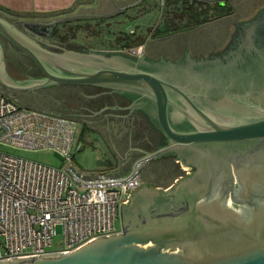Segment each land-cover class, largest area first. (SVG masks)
I'll list each match as a JSON object with an SVG mask.
<instances>
[{"label": "water", "instance_id": "95a60500", "mask_svg": "<svg viewBox=\"0 0 264 264\" xmlns=\"http://www.w3.org/2000/svg\"><path fill=\"white\" fill-rule=\"evenodd\" d=\"M141 1L106 15L51 23L108 18ZM212 1L222 2L206 3ZM231 1L234 5L240 0ZM241 5L233 7L231 22L239 18ZM23 22L0 17V36L42 77L10 76L0 46V93L25 107L20 95L31 96L49 85L108 89L129 99V108L147 109L166 139L165 146L133 163L128 174H121L120 164L107 179L93 176L90 181V176L79 179L68 167L65 171L74 183L105 187L127 182L145 162L169 153L196 170L180 179L174 190L145 186L132 195L141 180L120 201L121 228L115 234L92 238L70 252L10 258L0 264H264V22L261 30L241 33L222 58L186 56L189 62L176 64L123 55L127 52L53 53L19 30ZM233 30L220 19L203 32H192L187 40L195 54L217 53L231 40ZM160 41L148 40L145 48L155 44V52L169 51L170 41Z\"/></svg>", "mask_w": 264, "mask_h": 264}, {"label": "built area", "instance_id": "2783aa9c", "mask_svg": "<svg viewBox=\"0 0 264 264\" xmlns=\"http://www.w3.org/2000/svg\"><path fill=\"white\" fill-rule=\"evenodd\" d=\"M142 50L140 46L138 54ZM126 52L134 54L135 50ZM77 131L74 120L25 109L0 93L1 144L48 149L79 179H107L109 174L83 173L74 167L71 148ZM141 180L138 170L127 182L79 187L65 170L0 152V261L70 252L92 238L119 232L120 201Z\"/></svg>", "mask_w": 264, "mask_h": 264}, {"label": "flooded vegetation", "instance_id": "af4514ba", "mask_svg": "<svg viewBox=\"0 0 264 264\" xmlns=\"http://www.w3.org/2000/svg\"><path fill=\"white\" fill-rule=\"evenodd\" d=\"M193 1L206 3L208 0ZM213 3H222L228 6L229 12L219 18V20L224 19L234 29L231 40L226 43L225 47L222 46L219 52L207 55L202 52L195 54V49H192L190 41L187 40L192 35V32L196 31L197 33L199 30L203 32L208 29V25L212 21L218 19L213 20L210 17L206 23L190 29L189 27L178 28L176 31L169 33L172 35H164L161 40L170 41L167 43L170 46L169 51L155 52L153 50L155 44H153L151 47L147 46L143 49L139 55L130 53H123V55L160 64L189 62L186 56L196 60L217 56L222 58L229 47L234 46L238 42L241 33L247 31L248 28L252 29V31L261 30L259 25L264 22V0L250 1L245 7L244 15L240 16L239 19H232V22L231 17L235 14V11H231L233 1L224 0ZM18 28L27 37L53 53L62 54L65 51L82 53L88 49L81 45L61 42L60 37L56 34L55 27L50 23L40 25L23 23L18 24ZM162 41L160 42L162 43ZM0 46L3 49L5 66L8 68L10 76L15 75L16 78L30 80L42 77L34 64L9 45L1 36ZM197 48H201L199 43ZM6 67L5 69H7ZM36 90L31 96H26L27 98L20 95V102L24 104L25 109L74 121L77 120L81 123L82 120L88 121L90 130L98 134L101 140L104 141L110 157L115 162V167L111 170L112 174L119 171L117 170L119 164L123 165L121 174H128L133 163L166 145L165 137L153 125L147 109L143 107L129 108L132 102L117 92L90 86L56 85H49ZM9 92L12 93V91ZM17 96L19 95L17 94ZM186 167L189 169H186ZM195 170L196 168L191 164L187 163L184 165L171 153L156 156L145 162L139 169L142 183L132 195L141 191L145 186L153 187L163 192L174 190L180 179L186 178L194 173Z\"/></svg>", "mask_w": 264, "mask_h": 264}, {"label": "rangeland", "instance_id": "374dc122", "mask_svg": "<svg viewBox=\"0 0 264 264\" xmlns=\"http://www.w3.org/2000/svg\"><path fill=\"white\" fill-rule=\"evenodd\" d=\"M168 1L169 0H156L154 3L147 6V9L150 8V10L155 8V12L152 10L151 15L135 19L133 22L130 21L133 27H135L136 24L139 27L145 24L152 27L144 34L137 35L139 32L135 30L136 34L132 37L131 35H128V26L126 27L125 25L123 26V30L114 31L109 25L100 29L95 26H87L85 24L82 28L77 27L70 29L69 27H66L62 38L64 40L70 39L77 41L92 51L109 50L110 52H126V50H135L134 55H139L137 49L140 46L144 49L148 40L162 39L164 36L161 35L169 34L176 31L178 28H193L194 26L208 22V18L210 17H213V20L217 18V20H219V18L225 16L229 12L228 6L223 5L222 3H213L221 1H212L210 3L193 0H170V3ZM250 1L254 0H240L233 5V7L239 6L242 3L240 10L237 12L239 18L244 15V11L246 10L245 7ZM260 5L262 6V4ZM231 11L235 10L232 8ZM206 18L207 20H205ZM120 24L121 23L118 22L117 25ZM164 29L167 31H163ZM120 32L125 35H121ZM132 39L143 40L145 43L140 46H135V44L139 43V41L135 40L133 45L131 42ZM126 42H130L132 47H125L127 49L121 48V44ZM78 128L79 129L75 134L74 142L71 148V156L74 167L79 172L83 173L111 174V170L115 167V162L110 157L104 141L101 140L100 136L95 132L89 129H82L80 124H78ZM81 129L83 130L82 133ZM77 146L80 148L77 149ZM0 152L12 154L25 160L42 164L57 170H65L66 166L63 161L56 158L54 153L48 149L28 150L12 148L8 145L0 143ZM116 227L118 230L121 228L119 220L116 221ZM58 232H60L59 229Z\"/></svg>", "mask_w": 264, "mask_h": 264}, {"label": "crops", "instance_id": "0c3cea01", "mask_svg": "<svg viewBox=\"0 0 264 264\" xmlns=\"http://www.w3.org/2000/svg\"><path fill=\"white\" fill-rule=\"evenodd\" d=\"M134 1L136 0H0V17L13 23H16L18 21H24L23 23L25 22L31 23V24L26 23L28 25H33L34 23L46 24L62 18H69L79 15H106L108 13L114 12L116 9L129 5ZM155 1L156 0H142L139 5L126 8L124 9V12H117L116 14L108 18H75V19L64 20L51 24L55 27L56 34L58 35V37H60V40L63 43L74 41L70 39L64 40L62 38L64 36L66 27H69L70 29L77 27L82 28L84 27L85 24L87 26L92 25L100 29H102V27L109 25L111 28H113L114 31L123 30L124 29L123 26L125 25L126 27L128 26L127 29L129 33L128 35H131L133 37V35L136 34L135 30L139 32L137 35H141L147 32L148 29L152 28L147 24L140 26L141 28L137 24L135 27H133L131 25V22H133V20L135 19H139L151 15L152 10L153 12H155V8L151 10L150 8L147 9V6H149L151 3H154ZM168 2L170 3V0ZM123 21H127V22H123ZM118 22L121 24L117 25ZM36 25H40V24H36ZM163 31H167V30L164 29ZM120 34L125 35L122 32H120ZM164 35L166 34H163L161 36ZM167 35H172V34H167ZM135 40L139 41V43L135 44V46L138 45L140 46L145 43L143 42V40L132 39L131 40L132 44ZM132 44L130 42H126L124 44H121L123 46V47L121 46V48L127 49L125 47H132ZM93 51H97V50H93ZM102 51L110 52L109 50H102ZM76 123L77 126L78 124H80L82 126V129L90 130L89 128L90 124L84 122L81 123L80 121H76ZM117 167H118L117 170H119L120 164Z\"/></svg>", "mask_w": 264, "mask_h": 264}, {"label": "trees", "instance_id": "16d2710c", "mask_svg": "<svg viewBox=\"0 0 264 264\" xmlns=\"http://www.w3.org/2000/svg\"><path fill=\"white\" fill-rule=\"evenodd\" d=\"M213 18V17H212ZM206 20V19H205ZM82 132H83V130H82Z\"/></svg>", "mask_w": 264, "mask_h": 264}]
</instances>
